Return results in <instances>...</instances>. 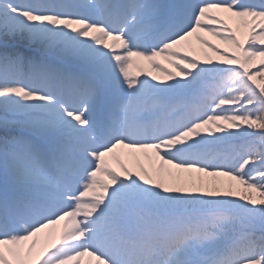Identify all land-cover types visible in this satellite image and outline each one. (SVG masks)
Listing matches in <instances>:
<instances>
[{
  "label": "snow or ice",
  "instance_id": "snow-or-ice-1",
  "mask_svg": "<svg viewBox=\"0 0 264 264\" xmlns=\"http://www.w3.org/2000/svg\"><path fill=\"white\" fill-rule=\"evenodd\" d=\"M0 264H264V0H0Z\"/></svg>",
  "mask_w": 264,
  "mask_h": 264
},
{
  "label": "rangeland",
  "instance_id": "rangeland-1",
  "mask_svg": "<svg viewBox=\"0 0 264 264\" xmlns=\"http://www.w3.org/2000/svg\"><path fill=\"white\" fill-rule=\"evenodd\" d=\"M162 63H165L164 61H161ZM146 63V62H145ZM148 68V70L149 71H153L150 67H147ZM154 74H160V75H162V73H154ZM120 152H122V153H126L127 152V150H119ZM146 158V157H145ZM126 159V158H125ZM144 159V158H143ZM146 163H149V159L148 158H146L145 160H144ZM130 163V162H129ZM140 163H143L144 165H146V163H144V162H141L140 161ZM113 166H114V161H113Z\"/></svg>",
  "mask_w": 264,
  "mask_h": 264
}]
</instances>
